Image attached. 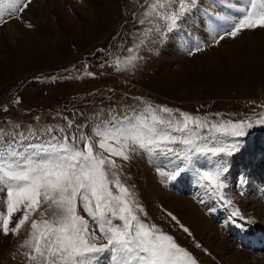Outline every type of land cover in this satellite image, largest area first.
Masks as SVG:
<instances>
[{"label":"rangeland","instance_id":"obj_1","mask_svg":"<svg viewBox=\"0 0 264 264\" xmlns=\"http://www.w3.org/2000/svg\"><path fill=\"white\" fill-rule=\"evenodd\" d=\"M33 1L37 4L22 14V20L5 17L13 22V38L4 29L9 22L0 25V142L20 140L22 134L23 145L39 146L53 136H67L83 148L81 136L98 142L97 129L141 113L145 101L212 122L250 120L254 127L245 136L219 137L223 144L239 142L237 151L230 156L197 155L175 181L159 175L183 166L171 155L137 150L129 161L112 158L121 165V181L143 205L146 220L172 235L198 264H264V247L254 248L252 241L232 236L233 228L264 231V154L259 152H264V125H255L264 112V48L242 44L241 37L209 47L210 29L202 23L210 14L219 13L216 19L222 20L231 10L221 0H196L191 11L169 28L162 19L139 23L150 0ZM204 9L212 10L205 14ZM149 28L152 31L146 34ZM197 44L205 45L204 51L189 55ZM129 48L138 57L135 66L117 70L116 60L123 62ZM173 147L179 152L184 146ZM95 151L108 155L98 147ZM216 167H227L223 191L249 222L231 223V208L199 185L195 188L196 170ZM5 197L6 191L0 192V211L6 213ZM217 205L221 213L214 217ZM78 213L95 228L81 206ZM21 215L16 213L13 221ZM51 217L49 211L44 218ZM33 218L41 217L37 213ZM30 231V224L18 235L4 236L0 231V264H33L25 255L30 251L25 246ZM96 234L100 235L98 229ZM94 242L107 243L103 237ZM110 257V252L100 254L98 264H112Z\"/></svg>","mask_w":264,"mask_h":264},{"label":"snow or ice","instance_id":"obj_2","mask_svg":"<svg viewBox=\"0 0 264 264\" xmlns=\"http://www.w3.org/2000/svg\"><path fill=\"white\" fill-rule=\"evenodd\" d=\"M32 3L33 0H0V25L9 22L6 16L22 20V14ZM221 3L232 14L222 17L223 27L211 26V44L207 46L236 39L245 31L264 29V0H236L235 3L221 0ZM195 4L196 0H150L139 23L151 24L162 19L169 28H174ZM27 26L33 27L31 23ZM151 31L149 28L145 33ZM204 49L205 45L197 44L188 54ZM128 52L130 55L123 62L116 60L117 70L135 66L138 59L135 50L129 48ZM144 105L141 113L125 117L123 123L97 129L98 142L81 136L83 148L75 138L67 136L61 139L53 136L39 146L23 145L22 134L20 140L0 142V192L6 191V213L0 211V231L4 236L18 235L30 224L29 238L25 240L30 251L25 255L33 264H98V256L105 252L111 253L112 264H198L193 253L172 235L146 220L143 205L121 181V165L112 157L129 161L130 154L137 150L153 156L171 155L183 166L159 171V175L166 181H175L197 155H232L238 150L239 142L223 144L219 137H243L254 124L250 120L212 122L167 106L146 101ZM255 125H264V112ZM177 144L184 146L179 152L173 147ZM97 147L108 155L95 151ZM227 171V167L196 170L197 183L205 194L231 208L228 217L231 223L237 219L247 223L223 191L227 185L222 176ZM45 204L47 209H43ZM78 206L88 214L95 228L78 213ZM49 211L52 217L44 218ZM20 212L22 215L14 222V215ZM37 213L40 219L33 218ZM166 216L184 233L192 235L173 213L166 212ZM101 237L107 243L94 242ZM196 247L201 245L197 243Z\"/></svg>","mask_w":264,"mask_h":264},{"label":"bare ground","instance_id":"obj_3","mask_svg":"<svg viewBox=\"0 0 264 264\" xmlns=\"http://www.w3.org/2000/svg\"><path fill=\"white\" fill-rule=\"evenodd\" d=\"M236 2V0H234ZM37 2L33 1L32 5L30 7L32 8L33 5H36ZM26 14V11L25 13ZM219 14V13H218ZM42 15V14H41ZM220 17V16H219ZM221 19V18H220ZM219 19V20H220ZM215 20V19H214ZM4 29L7 30V35L11 38H13V34H15V29L13 28V22H9L7 26L4 27ZM5 30V31H6ZM249 32V33H248ZM242 38V44H247V43H254L255 45H259L264 48V29H256V30H249L245 31L241 36ZM262 44V45H261ZM247 46V45H246ZM247 48V47H246ZM258 216V215H257ZM261 216V215H260ZM259 263V262H257ZM235 264V263H234ZM248 264V263H247ZM261 264V263H260Z\"/></svg>","mask_w":264,"mask_h":264}]
</instances>
